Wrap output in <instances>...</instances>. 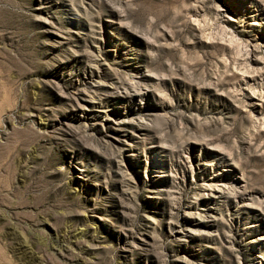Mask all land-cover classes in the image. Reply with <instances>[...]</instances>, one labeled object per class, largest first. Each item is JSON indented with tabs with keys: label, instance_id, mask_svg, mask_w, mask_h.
<instances>
[{
	"label": "rangeland",
	"instance_id": "obj_1",
	"mask_svg": "<svg viewBox=\"0 0 264 264\" xmlns=\"http://www.w3.org/2000/svg\"><path fill=\"white\" fill-rule=\"evenodd\" d=\"M0 264H264V0H0Z\"/></svg>",
	"mask_w": 264,
	"mask_h": 264
}]
</instances>
